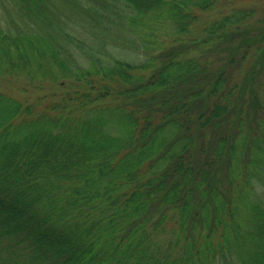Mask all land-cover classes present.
<instances>
[{"label":"trees","instance_id":"trees-1","mask_svg":"<svg viewBox=\"0 0 264 264\" xmlns=\"http://www.w3.org/2000/svg\"><path fill=\"white\" fill-rule=\"evenodd\" d=\"M219 2L0 0V264H264V17Z\"/></svg>","mask_w":264,"mask_h":264},{"label":"rangeland","instance_id":"rangeland-1","mask_svg":"<svg viewBox=\"0 0 264 264\" xmlns=\"http://www.w3.org/2000/svg\"><path fill=\"white\" fill-rule=\"evenodd\" d=\"M220 1L221 2H219V5L216 8H214L212 10H206V11L198 12L199 20L197 21V23L203 22L206 18H210L212 20L214 18H217L219 16L224 15L225 13H228L232 8H236V7H240V6L253 8V10L250 11V14L248 15V17L250 19L249 23H251L253 25L256 24L255 22L258 23V21H257L258 19L264 17V0H220ZM251 8H249V9L251 10ZM254 30L255 29H253V31ZM130 56L131 55L127 54V58H129ZM212 56L214 59H216V60L218 59L216 57V55H212ZM124 57L126 58V55H124ZM240 57H241V54L238 53L233 58L234 61L236 62V63H234L236 65V67L239 66V64L237 62H238V59H240ZM252 57H253V54L251 52H249L248 58L252 59ZM234 68H235V66H234ZM255 76H257L258 78L261 77L260 82L257 81L256 85L259 89L257 92L259 94H263V92H264V62L262 65L259 64V66L257 67ZM238 78H241L240 75L237 77V79ZM255 79H256V77H255ZM16 82H18V80ZM18 84L19 83H17V85ZM27 89L33 93L35 92L30 86H28ZM257 105H260V104L258 103ZM261 106L262 105H260L258 107L257 112H259V109L261 110ZM252 107H253V103H252ZM221 128H222V126H220L219 130H221ZM209 148L212 149L213 147L210 146ZM221 170L224 171V168H221ZM232 185H230L229 187L231 188ZM218 236H219V234L216 233L214 236L215 239L218 238Z\"/></svg>","mask_w":264,"mask_h":264}]
</instances>
